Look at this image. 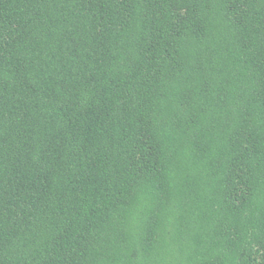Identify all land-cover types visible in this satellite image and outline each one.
Masks as SVG:
<instances>
[{
    "label": "trees",
    "instance_id": "16d2710c",
    "mask_svg": "<svg viewBox=\"0 0 264 264\" xmlns=\"http://www.w3.org/2000/svg\"><path fill=\"white\" fill-rule=\"evenodd\" d=\"M0 264H264V0H0Z\"/></svg>",
    "mask_w": 264,
    "mask_h": 264
}]
</instances>
